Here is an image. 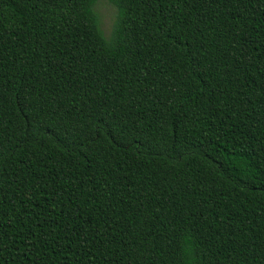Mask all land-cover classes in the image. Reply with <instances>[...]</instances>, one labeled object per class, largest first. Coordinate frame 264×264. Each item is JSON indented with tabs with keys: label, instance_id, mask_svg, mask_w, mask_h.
<instances>
[{
	"label": "trees",
	"instance_id": "16d2710c",
	"mask_svg": "<svg viewBox=\"0 0 264 264\" xmlns=\"http://www.w3.org/2000/svg\"><path fill=\"white\" fill-rule=\"evenodd\" d=\"M0 0V264H264V0Z\"/></svg>",
	"mask_w": 264,
	"mask_h": 264
},
{
	"label": "rangeland",
	"instance_id": "374dc122",
	"mask_svg": "<svg viewBox=\"0 0 264 264\" xmlns=\"http://www.w3.org/2000/svg\"><path fill=\"white\" fill-rule=\"evenodd\" d=\"M94 11L98 17L101 31L108 39L112 33L117 11L107 0H98L94 5Z\"/></svg>",
	"mask_w": 264,
	"mask_h": 264
}]
</instances>
